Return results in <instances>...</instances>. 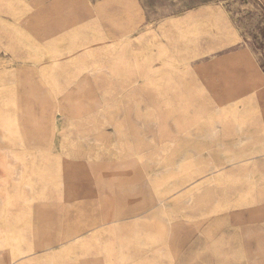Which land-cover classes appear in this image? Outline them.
Segmentation results:
<instances>
[{"label": "rangeland", "instance_id": "obj_1", "mask_svg": "<svg viewBox=\"0 0 264 264\" xmlns=\"http://www.w3.org/2000/svg\"><path fill=\"white\" fill-rule=\"evenodd\" d=\"M0 264H264V0H0Z\"/></svg>", "mask_w": 264, "mask_h": 264}, {"label": "bare ground", "instance_id": "obj_2", "mask_svg": "<svg viewBox=\"0 0 264 264\" xmlns=\"http://www.w3.org/2000/svg\"><path fill=\"white\" fill-rule=\"evenodd\" d=\"M194 118L193 117H184L182 120L180 119H176V120H172L170 123H169V127L171 129L170 131V137H176L178 135H182V136H185V137H189V138H194L193 136H205V135H201L203 134V131H197V132H193V133H190V132H187V127L189 124H191L193 122ZM161 126H163V124L161 123L160 124ZM207 130V129H206ZM186 131V132H185ZM162 132V131H161ZM131 133V132H130ZM205 134V133H204ZM131 136H133V134H129L128 137L131 138ZM169 137V139H170ZM205 138V137H204ZM126 152H128L127 154H133L132 150H130L128 147L126 149ZM200 151L199 149L197 148H192L186 152H181V156H179L180 158L178 159H181V160H187V159H190L192 158L193 156H195L196 154H198ZM207 168L208 171L210 170H213L215 169L213 166L211 165H206L204 166ZM141 202V201H140ZM141 204V203H140ZM161 212L159 210H157L155 213H154V216L157 218V217H161Z\"/></svg>", "mask_w": 264, "mask_h": 264}]
</instances>
